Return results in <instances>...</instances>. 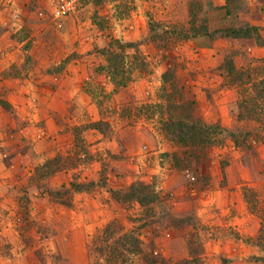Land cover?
<instances>
[{"label":"rangeland","instance_id":"obj_1","mask_svg":"<svg viewBox=\"0 0 264 264\" xmlns=\"http://www.w3.org/2000/svg\"><path fill=\"white\" fill-rule=\"evenodd\" d=\"M217 1L80 0L55 19V0H0V264L106 263L102 241L130 231L149 256L115 264H264V112L238 118L253 87L224 66L264 76V17L258 0ZM178 124L222 130L184 144ZM132 184L158 200L126 198Z\"/></svg>","mask_w":264,"mask_h":264},{"label":"trees","instance_id":"obj_2","mask_svg":"<svg viewBox=\"0 0 264 264\" xmlns=\"http://www.w3.org/2000/svg\"><path fill=\"white\" fill-rule=\"evenodd\" d=\"M253 27H241V28H227L220 30V34L222 37H234V38H242L247 37L250 35V31ZM193 35L192 37H198V36H208L211 33L208 31V27L206 24H202L199 28L193 26ZM254 30V29H253ZM256 30V29H255ZM226 33V34H225ZM186 39L189 38V36H185ZM127 47H134L133 44H127L125 45ZM225 64L227 67V70L229 73L233 74L234 81L241 80V83L245 84H251L253 87L254 95L247 98L244 102L239 104L240 114L238 118L244 117L242 111L244 113H247L246 116H250L251 114L260 115L264 112V76H261L259 78H252L251 73L255 70H260L261 66L259 67H248L247 70L237 69L234 65L233 59H226ZM238 79V80H237ZM243 80V81H242ZM234 82V83H235ZM245 116V117H246ZM260 120V119H259ZM100 124V123H99ZM96 123V125H99ZM178 127L180 128L179 132L174 135L176 138H179L177 141H181L182 143L186 144L187 140H185L183 137L188 135V138L190 142L194 144H211L213 145L215 141L214 139H211L210 135H208V130H215L221 131V127L219 125H200V124H193L191 127L185 124H178ZM216 133V132H215ZM174 134V133H173ZM193 134V135H192ZM190 135V136H189ZM179 136V137H177ZM60 157L50 159L46 161L41 167V171H43L45 174H52L56 171H58L62 167ZM67 160V159H66ZM97 186L96 183H72L70 185V188H72L74 191H90L93 188ZM52 194L54 191L48 190ZM126 198H129L141 206L145 205H151L155 203L158 200V196L154 190H152L150 185L147 184H132L128 190H126ZM47 192V191H46ZM59 194V193H58ZM113 224L107 225L103 229V233H109L111 231V227ZM110 236V234H109ZM112 238V237H111ZM103 242V245L98 247V252L100 254H104L106 256V263L97 262L94 264H115L120 258L123 260L125 253L129 252L133 255H141L144 254L146 257L149 255L145 254V251L143 250L140 240L138 237L134 234L133 231H130L128 233H125L121 235L118 238L112 239V241L108 238H106ZM127 246V247H126ZM126 247V249H125ZM149 263H152L153 260H147ZM164 264H205L203 260L200 257H194V258H182L172 263H164Z\"/></svg>","mask_w":264,"mask_h":264},{"label":"crops","instance_id":"obj_3","mask_svg":"<svg viewBox=\"0 0 264 264\" xmlns=\"http://www.w3.org/2000/svg\"><path fill=\"white\" fill-rule=\"evenodd\" d=\"M213 4H214L215 9H223L224 7H226V1L225 0H218L217 2H214ZM257 5L259 7L258 10H260V13L262 12V16L264 17V0L263 1L262 0H258ZM251 10L253 11L254 9L252 8ZM253 24H255L257 26H262L260 23H253ZM214 47H215V45H213V48ZM208 49L210 50L211 48H208ZM263 50H264V48H263ZM226 92L229 93L230 91L226 90ZM249 219H251V216H249ZM251 220H252L253 225H254V228L252 229V231H254V233L252 232L251 236L255 237L256 234H257V231H258V227H255V226H259V223H257V221L255 219H251ZM220 244H221V242L219 244L214 245V252H216L217 254H221L224 257L229 255V254L226 255V253L232 252L233 255L235 254V256H233V258H236V259L238 257L242 258V257H244V254H246V252H247L245 248L244 249L242 248L243 247L242 244L240 246L241 250L239 249V250H236V251L235 250L233 251V249L228 248L227 244H225V245L224 244L220 245ZM231 244H232L233 247L239 248V247H237L238 244H234L233 242ZM248 250H249V252L254 253V254L258 253V249L255 246L250 247V249H248Z\"/></svg>","mask_w":264,"mask_h":264},{"label":"built area","instance_id":"obj_4","mask_svg":"<svg viewBox=\"0 0 264 264\" xmlns=\"http://www.w3.org/2000/svg\"><path fill=\"white\" fill-rule=\"evenodd\" d=\"M80 6V0H55L53 17L63 19L74 13Z\"/></svg>","mask_w":264,"mask_h":264}]
</instances>
